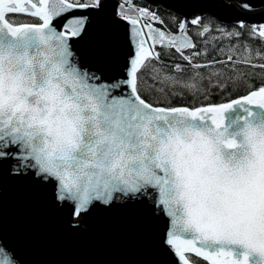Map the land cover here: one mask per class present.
Listing matches in <instances>:
<instances>
[{
  "label": "snow or ice",
  "instance_id": "obj_1",
  "mask_svg": "<svg viewBox=\"0 0 264 264\" xmlns=\"http://www.w3.org/2000/svg\"><path fill=\"white\" fill-rule=\"evenodd\" d=\"M103 6L102 0H0V170L16 161L13 170L35 169L55 181L57 198L76 203L75 216L117 193L155 197L169 217L165 243L182 264H191L186 254L207 264H264V140L255 136L256 127L264 129V84L231 102L159 106L182 90L207 97L213 88L235 86L243 75L237 64L264 70L251 55L208 60L207 48L186 55L197 48L188 24L201 26L197 36L219 31L235 39L230 51L242 36L236 28L251 27L249 37L264 43V25L257 30L239 21L229 31L196 17L179 20L172 34L153 26L164 24L155 11L133 5L135 16L119 13L134 41L126 75L104 83L101 70L90 71L73 50L87 17L69 15ZM17 14L41 22L17 25ZM157 46L168 58L174 49L187 66L166 64ZM237 108L243 115L233 132L226 114ZM0 264H17L3 246Z\"/></svg>",
  "mask_w": 264,
  "mask_h": 264
},
{
  "label": "water",
  "instance_id": "obj_2",
  "mask_svg": "<svg viewBox=\"0 0 264 264\" xmlns=\"http://www.w3.org/2000/svg\"><path fill=\"white\" fill-rule=\"evenodd\" d=\"M142 1L169 9L183 20L210 14L223 23L241 20L264 25V0ZM120 2L102 0L104 6L99 10L80 9L69 14L87 17L85 31L73 39V50L90 71L101 70L98 74L106 78L104 83L126 75L133 52L132 26L119 15ZM242 3H249L251 9L245 11ZM64 19L54 20L53 26L59 28ZM181 106L189 107H173ZM226 115L231 129L240 126L234 124L243 115L240 109ZM15 165L13 161L0 170V246L17 264H182L165 243L169 217L155 197L117 193L119 198L111 203L96 201L88 211L75 216L76 203L57 198L55 181L45 180L35 169L15 171Z\"/></svg>",
  "mask_w": 264,
  "mask_h": 264
},
{
  "label": "trees",
  "instance_id": "obj_3",
  "mask_svg": "<svg viewBox=\"0 0 264 264\" xmlns=\"http://www.w3.org/2000/svg\"><path fill=\"white\" fill-rule=\"evenodd\" d=\"M134 5L136 6H146L149 9L155 11L158 16L163 19L164 24L160 23H154L153 26H157L161 30L170 31L172 34L177 33V27H178V21L183 20L182 16L169 10L165 9L161 6H150L146 2L142 0H130ZM128 6H125L124 4H120L119 9L120 12L122 10L128 11ZM171 17H176L177 20L173 21ZM196 17H202L203 18V25L209 26L212 28H223L226 30H232L234 26L237 25L239 21L231 22V23H223L212 17L210 14H203V15H194L187 21H191L192 19ZM211 18V21L210 19ZM241 21V20H240ZM12 22L14 23H21V22H40L37 18H32L25 14H17L15 17L12 18ZM150 22V21H149ZM246 26H256L257 30L260 25L262 24H256V23H247L245 22ZM188 35L192 37V40L197 44V48L195 50H185V54H189L191 51H201L204 48H207V59L211 60L213 56H215L217 59H226L227 55H232L234 59L237 57L243 59L246 55H251L252 57V63L256 65L264 64V59H261L260 57L264 56V43L261 42L260 38H250L249 32L251 31V27H246L244 29L236 28L237 31L242 32V36L240 37V43L239 45L229 50L230 44H235L236 41L233 39L232 41H229L227 38H222L219 31H212L209 34H206L205 36H197V32L200 30L201 26L198 25H191L188 24ZM204 41H208L207 45L204 44ZM215 45V47H214ZM245 45H247V51L245 50ZM223 48V53L218 54L216 49L217 48ZM156 51H160L162 53V59H164V62L166 64L174 65V64H181L182 66H187V62L180 59V56L178 53H175L174 49H170L169 51L172 52V57L168 58L163 55L164 50L157 46ZM203 58H197L194 60V63H202ZM217 67H220L219 65ZM229 67H231V64H229ZM236 69L238 70V73H242L243 75H237L236 77V85L235 86H229L224 91H220L216 88L211 89V92L207 97L203 95H197L194 97L192 92L189 90H182L181 95H177L174 97H171L167 100H162V103L160 105L163 106H179V105H186L191 108L199 106V105H205V104H211V103H221L224 101L231 100L237 96L243 95L250 90L258 89L259 86L264 84V70H262L260 67L256 68H250L244 64H237ZM203 72L204 70L201 69ZM227 75L232 76L234 73L228 72ZM205 87H207V81L204 82ZM153 99H157V97H153ZM151 102V101H150ZM188 255L189 259L196 262L197 264H207V262H204L202 258L199 259L197 262L193 259L194 254H186Z\"/></svg>",
  "mask_w": 264,
  "mask_h": 264
},
{
  "label": "rangeland",
  "instance_id": "obj_4",
  "mask_svg": "<svg viewBox=\"0 0 264 264\" xmlns=\"http://www.w3.org/2000/svg\"><path fill=\"white\" fill-rule=\"evenodd\" d=\"M33 1L35 2V0H33ZM80 2L83 3V2H85V0H80ZM124 2H126V0H121V2H120L119 5H118V9H119L120 4H122V3H124ZM124 5L129 7L127 12H128L129 15H133V16L136 15L135 8H148V7H146V6H136V5H134L132 2L125 3ZM133 5L135 6V8L132 7ZM149 5H150V4H149ZM150 6H152V5H150ZM161 7H162V6H161ZM148 9H149V8H148ZM165 9H166V8H165ZM149 11H153V10L149 9ZM119 13H120V9H119ZM157 15H158V14H157ZM141 22H142V23H148L149 21L146 20V19H142Z\"/></svg>",
  "mask_w": 264,
  "mask_h": 264
},
{
  "label": "clouds",
  "instance_id": "obj_5",
  "mask_svg": "<svg viewBox=\"0 0 264 264\" xmlns=\"http://www.w3.org/2000/svg\"><path fill=\"white\" fill-rule=\"evenodd\" d=\"M238 128L233 127L231 131L235 132ZM255 136L258 140H264V129H260L259 127H256L255 129Z\"/></svg>",
  "mask_w": 264,
  "mask_h": 264
},
{
  "label": "bare ground",
  "instance_id": "obj_6",
  "mask_svg": "<svg viewBox=\"0 0 264 264\" xmlns=\"http://www.w3.org/2000/svg\"><path fill=\"white\" fill-rule=\"evenodd\" d=\"M123 4H125V3H123ZM148 4V3H147ZM183 18V17H182Z\"/></svg>",
  "mask_w": 264,
  "mask_h": 264
}]
</instances>
